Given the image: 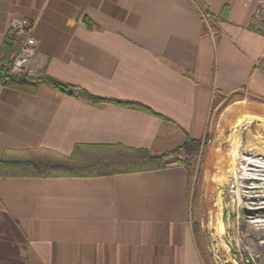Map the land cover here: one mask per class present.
<instances>
[{
  "label": "crops",
  "instance_id": "0c3cea01",
  "mask_svg": "<svg viewBox=\"0 0 264 264\" xmlns=\"http://www.w3.org/2000/svg\"><path fill=\"white\" fill-rule=\"evenodd\" d=\"M253 9L246 0H0V46L12 19L26 18L43 73L106 99L0 83V159L52 150L103 167L125 148L157 154L188 134L203 140L215 121L263 120L264 32ZM217 150L208 168L221 163ZM190 176L177 162L0 176V264H206Z\"/></svg>",
  "mask_w": 264,
  "mask_h": 264
},
{
  "label": "rangeland",
  "instance_id": "374dc122",
  "mask_svg": "<svg viewBox=\"0 0 264 264\" xmlns=\"http://www.w3.org/2000/svg\"><path fill=\"white\" fill-rule=\"evenodd\" d=\"M259 119L248 120L240 127L217 126L215 121L203 139L198 159L201 174H191L189 186L191 217L198 227L196 238L206 264H264V173L260 171L261 175H256L259 179L250 183L242 177L237 161L239 151L243 161H254L248 151H243L255 139L264 140V119ZM212 150H217L222 159L220 164L212 159L208 168ZM247 209L252 212L247 213Z\"/></svg>",
  "mask_w": 264,
  "mask_h": 264
},
{
  "label": "trees",
  "instance_id": "16d2710c",
  "mask_svg": "<svg viewBox=\"0 0 264 264\" xmlns=\"http://www.w3.org/2000/svg\"><path fill=\"white\" fill-rule=\"evenodd\" d=\"M213 18L212 16H210ZM20 47V39L17 34L9 32L0 46V83L5 87L21 92L35 94L43 84L49 85L59 91L74 93L78 90V96L91 101L102 102L106 99L94 96L87 90L64 83L46 74L40 76L17 75L11 70L10 55ZM75 94V93H74ZM203 144L202 138L187 135L185 142L166 152L153 154L146 149H123L122 156L116 160L90 161L94 164H77L73 156H65L56 151L45 150L41 154L34 150V158H2L0 159V176H68L79 173L81 170L95 166L96 170L102 169L106 173H116L118 171H145L165 168L174 162L183 165L189 174L196 172L201 174L200 154ZM119 157V156H118ZM75 161H73V160ZM115 159V158H114ZM199 159V160H198ZM199 161V162H198Z\"/></svg>",
  "mask_w": 264,
  "mask_h": 264
},
{
  "label": "built area",
  "instance_id": "2783aa9c",
  "mask_svg": "<svg viewBox=\"0 0 264 264\" xmlns=\"http://www.w3.org/2000/svg\"><path fill=\"white\" fill-rule=\"evenodd\" d=\"M254 4L250 18L251 24L264 32V0H246ZM12 30L20 39V47L10 55L11 70L17 75L40 76L43 74L46 60L38 49L34 35V24L26 18H13Z\"/></svg>",
  "mask_w": 264,
  "mask_h": 264
},
{
  "label": "bare ground",
  "instance_id": "6f19581e",
  "mask_svg": "<svg viewBox=\"0 0 264 264\" xmlns=\"http://www.w3.org/2000/svg\"><path fill=\"white\" fill-rule=\"evenodd\" d=\"M256 117H258V116H256ZM238 123L239 122H237V124ZM259 125L262 126V123H259ZM239 127H240V125H239ZM254 131H257V130H254ZM258 132H259V130H258ZM259 139H261V138L255 139L253 141L254 144L252 143V146L251 147L250 146L249 147H246L245 148V151H243V152L248 151L247 154L251 155L254 158V161L253 162H255V163H253L251 161H243L244 158L241 157L242 156V153H240V151H239L238 156H237V161L240 164V167L239 168L242 171V174L241 175H242V177L251 180L250 183H254L255 181H257L259 179V177L256 176V175H258V174L261 175L260 171H263V173H264V140L263 139L262 140H259ZM246 157L248 158L249 156H246ZM246 186L247 187H254V184H251V185H248L247 184ZM256 216H257V218L259 217L258 215H256ZM257 218H255L256 221H259L260 219H262V218H260V219H257Z\"/></svg>",
  "mask_w": 264,
  "mask_h": 264
},
{
  "label": "water",
  "instance_id": "95a60500",
  "mask_svg": "<svg viewBox=\"0 0 264 264\" xmlns=\"http://www.w3.org/2000/svg\"><path fill=\"white\" fill-rule=\"evenodd\" d=\"M73 92H74L75 94H78V90H73ZM246 212H247V213H250V212H252V209H247Z\"/></svg>",
  "mask_w": 264,
  "mask_h": 264
}]
</instances>
